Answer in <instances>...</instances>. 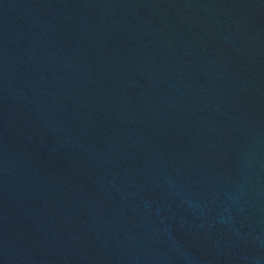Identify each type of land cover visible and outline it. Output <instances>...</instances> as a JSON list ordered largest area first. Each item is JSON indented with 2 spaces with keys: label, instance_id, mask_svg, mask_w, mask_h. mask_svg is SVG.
Wrapping results in <instances>:
<instances>
[{
  "label": "water",
  "instance_id": "1",
  "mask_svg": "<svg viewBox=\"0 0 264 264\" xmlns=\"http://www.w3.org/2000/svg\"><path fill=\"white\" fill-rule=\"evenodd\" d=\"M0 264H264V0H0Z\"/></svg>",
  "mask_w": 264,
  "mask_h": 264
}]
</instances>
